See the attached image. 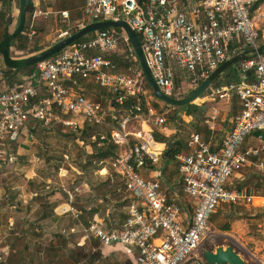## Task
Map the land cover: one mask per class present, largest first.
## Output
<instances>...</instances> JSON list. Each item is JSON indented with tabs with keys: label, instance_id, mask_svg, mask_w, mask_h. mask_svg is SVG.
<instances>
[{
	"label": "built area",
	"instance_id": "1",
	"mask_svg": "<svg viewBox=\"0 0 264 264\" xmlns=\"http://www.w3.org/2000/svg\"><path fill=\"white\" fill-rule=\"evenodd\" d=\"M252 3L198 0L183 9L180 0H84L76 20L77 30L90 22L124 20L139 38L156 85L173 98L178 95L176 70L188 76L180 83L189 92L220 65L234 60L237 81L209 84L197 98V103L212 104L205 119L211 132L216 130L220 112L214 104L236 100L232 128L216 141L193 131L188 136V152L176 155L182 190L192 204L186 223L178 195L171 198L162 189L160 172L155 176L142 173L151 172L150 166L160 159L162 149L154 132L166 116L154 105L134 47L119 27L95 30L38 62L21 84L5 85L0 69V164L14 160L12 146L29 121L45 128L60 123L62 130L75 134L86 126H103L105 132L93 131L89 138L98 145L107 141L116 146L99 163H106L122 178L130 200L121 227L106 229L92 220L84 237L135 248L136 264H208L198 249L208 234L212 213L222 203H251L253 199L245 190L228 188V179L246 166L264 170L260 158L264 149V54L257 43V22L264 14L252 16ZM58 14L59 21L69 20L68 10ZM35 15L25 31L29 38L35 33ZM61 32L60 36L70 35L67 30ZM115 58L125 61L122 70ZM84 79L106 91V104L84 93L80 84ZM120 110H124L122 115L117 114ZM253 134L257 145H245ZM69 210L78 215L72 206Z\"/></svg>",
	"mask_w": 264,
	"mask_h": 264
},
{
	"label": "crops",
	"instance_id": "2",
	"mask_svg": "<svg viewBox=\"0 0 264 264\" xmlns=\"http://www.w3.org/2000/svg\"><path fill=\"white\" fill-rule=\"evenodd\" d=\"M58 1L32 0L33 11L30 15V21L34 12H36L33 26L39 15H42L43 21L52 19V21L56 22L59 19L58 12L60 10L70 11L69 15L71 16L82 14L84 0H71L67 4L63 3V7L55 9L57 8L56 6H59L56 5ZM197 1L180 0V6L183 9H187ZM257 1L259 0H253L251 15L259 18L261 5L264 4V0L256 6ZM17 2L19 5V0H10V4L5 6L0 0V15H4L8 19L9 32H13L16 27L15 25L12 29L10 28L13 10ZM70 2L72 3L70 4ZM263 21L264 19L261 20L259 18L257 22L259 32ZM47 26H49L48 21L43 23V27ZM263 44L264 42H261V45ZM30 55L32 53L9 56L10 61L14 62V60L18 61ZM115 60L117 62L116 58ZM11 68L12 70L8 71L3 78L7 86L23 83L31 70L29 67L19 70L14 69L15 67ZM0 69L2 71L7 70V63L3 55L0 56ZM176 72L178 73L179 71L176 70ZM234 72H236L235 75L238 74L236 70ZM221 74L213 76L210 85L224 84L230 81L235 82L238 79L236 75L234 79L223 82L224 79ZM89 81L93 82L91 79H84L80 82L81 86L84 87V93L87 92L85 83ZM197 101L194 104L198 107L204 106L208 112L212 104L208 102L197 103ZM233 104L236 107L231 114L229 110ZM214 105L220 111V120L227 121L228 124L226 123V126L222 128L219 138H216L215 133L219 129V123H217L216 130L213 132L208 129L207 136L201 133L204 138L212 137V140L216 141L232 128V116L238 110V104L236 100L231 103L222 100ZM158 109L164 112L161 110L162 108ZM189 116L191 117V115ZM22 133H24V130ZM156 133L164 138L169 137L173 138V140H181L184 145L177 154L188 152V138L183 140L180 136L171 134V130L163 126L155 130V138ZM164 138H156L158 147L162 149V154L166 149ZM35 142V139H28L23 135L19 136L17 141L18 148L15 152H12L14 160H6L0 164V251L3 264H136L135 248H125L121 244L104 245L93 236L84 237V229L92 220L100 221L106 229L119 228L124 223L126 218L125 206L129 202L130 197L125 190L122 178L104 163H98V166L94 168H82L68 163V167L59 166L55 170L52 165L45 164L42 155L34 152L31 145ZM78 142L84 146L87 154H92L93 148L91 144H85L82 140ZM257 143L255 134H253L246 138L244 144L257 145ZM95 144L97 146L103 145ZM162 154L157 164L150 166L151 172L143 171L142 173L144 176H155L156 172H160L159 179L162 189L171 198H175V194L178 195L179 198L177 200L182 203L183 207L181 216L186 223L192 214V204L184 195L178 171L170 178L171 172L158 165L163 159ZM63 156L66 160L69 158L68 154ZM108 157L110 156L98 159V161L100 162ZM249 167L251 166H246L240 171L233 173L228 179L227 187L233 189L236 188V185H242L243 182L247 181L251 176L245 169ZM236 189L251 193L246 187ZM251 194H253L251 203H222L213 213L221 209L225 214H228L231 206L243 205L247 211L245 213L247 216L245 221H257L258 223L259 210L264 207V196ZM71 206L78 213L76 217L69 210ZM258 226L261 228L260 222ZM233 235V241L229 244L239 254H241V251L236 249L235 244L243 248V245L252 239L256 243L255 249L252 252H249V250L244 251L251 257L261 261V250H258L261 249L259 241L252 236L244 239L241 236Z\"/></svg>",
	"mask_w": 264,
	"mask_h": 264
},
{
	"label": "rangeland",
	"instance_id": "3",
	"mask_svg": "<svg viewBox=\"0 0 264 264\" xmlns=\"http://www.w3.org/2000/svg\"><path fill=\"white\" fill-rule=\"evenodd\" d=\"M68 1L71 0H59V6H56L59 9L63 7V3L67 4ZM73 2V1H72ZM70 2V4L72 3ZM262 8L260 12L264 14V4L261 5ZM70 12V11H69ZM19 15V5L16 3L13 14H12V24L10 28L12 29L18 22ZM81 17V14H75L73 16H69V20L66 22H61L59 19L54 22L52 19H45L43 21L42 15H39L34 21L33 29L35 33L29 38L26 34L24 35L26 38L24 40L25 47L19 49L14 45L10 47L9 54L13 56L25 55L28 53H37L36 50H44L51 45L55 44L59 40L65 38L66 36H60L61 31L67 30L70 34L77 31L76 29V20ZM49 22V26L43 27V23ZM27 24H30V15L27 16ZM2 25L0 24V36L2 33ZM261 36L257 43L261 45V42H264V21L261 24ZM39 52V51H38ZM0 52V56H1ZM118 67L120 70L124 68L126 65L124 60L117 61ZM236 68L230 69V74L227 75V79L232 80L236 77L234 72ZM178 74H180L179 79L176 81V92L177 98L187 94L181 87L180 80H184L187 78L185 74L181 73L182 70H178ZM223 81V79H222ZM224 82V81H223ZM87 92L86 95L95 101H100L106 104V99L108 98V94L106 91L97 86L93 82L85 83ZM188 89H190L188 87ZM150 90V89H149ZM148 90V91H149ZM151 93V90L149 91ZM153 96V95H152ZM153 98V103L156 107L162 108L166 116V122L163 124V127L170 129L171 134L178 135L180 138L187 139L189 134L193 131H200L204 135H208V128L205 124V119L207 115V110L204 106L198 107L191 113H187L184 108H178V106H174L171 104H167L166 102L157 99L155 96ZM195 102V101H194ZM236 105L233 104L230 107L231 114L234 112ZM124 110H120L117 114L122 115ZM191 115V117L189 116ZM221 116L218 118L217 123H219V129L216 130V138H219L222 133V128L226 126L227 121H221ZM36 123V122H35ZM34 121H29L24 128V133L21 135L26 136L28 139H35V143L31 145L34 152L42 155L44 157V162L46 165L50 164L53 166L55 170L58 169L59 166L68 167V163H72L82 168H94L98 166L99 161L95 158H91L90 154H87L86 149L83 145H81L78 141H83L85 144L89 143L94 147L95 143L91 142L89 137L86 134H75L71 132H67L62 130V125L60 123H54L51 128L40 127L35 124ZM34 124L36 125L35 127ZM98 131L105 132V129L96 128ZM18 148L17 143L13 145V150L11 152H15ZM64 154H68L69 158L66 160L64 158ZM261 160L264 161V149L261 151ZM107 165L106 163H104ZM158 165L162 168H165L171 172L169 177L171 178L177 172V164L175 159H162ZM250 174V178L243 182L242 185H236V188L246 187L250 190L251 193L260 194L264 196V170L259 171L254 166L245 169ZM168 186V184H166ZM125 200V199H124ZM123 200V202H124ZM259 219L258 221L261 223V228L258 226L257 221L249 222L246 219V210L243 205H235L231 206V209L228 214H225L221 209L217 210L212 214L209 220V231L206 238L201 243L198 252L202 253L204 249L214 250L217 246H226L227 244L233 241L234 235L241 236L244 239H248V237L252 236L255 240L259 241V246L261 249V261L260 259H255L251 257L246 251L252 252L256 243L252 241H248L243 245V248L237 246L235 244L236 249L241 251V255L245 259L246 264H264V207H261L259 210ZM237 221V222H235ZM226 225H228L229 229H223Z\"/></svg>",
	"mask_w": 264,
	"mask_h": 264
},
{
	"label": "water",
	"instance_id": "4",
	"mask_svg": "<svg viewBox=\"0 0 264 264\" xmlns=\"http://www.w3.org/2000/svg\"><path fill=\"white\" fill-rule=\"evenodd\" d=\"M31 3H32V0H19L18 22H17V25L14 31L12 32L13 35H15L17 32L21 30L24 24L26 7L30 5ZM110 26L120 27L127 34L132 46L134 47V50L138 57L139 64L145 75V79L148 82L149 86L152 89L154 96L157 99H160L168 104L176 105V106H182V105H186L189 103H194L195 99L200 97V95L204 92V90L211 83V80L213 78L212 76L217 69L208 78L204 79L198 86H196L191 93H189L187 96L183 98H173V97H170L164 94L156 85L149 71V68L147 67V64L145 62V57L141 49L139 38L124 20H104V21L90 22L86 24L84 27H82L81 29L77 30L76 32L59 40L58 42L51 45L50 47L44 50H41L40 52L34 53L22 60H24L25 65H35L38 62L64 49L65 47L75 42L82 36L88 35L95 30L103 29V28L110 27ZM259 50L261 53L264 54V44L260 46ZM233 61L234 60L226 62V63H232ZM203 257L208 264H246L243 256L239 254L233 248L231 244H228L226 246H217L214 250L205 249L203 251Z\"/></svg>",
	"mask_w": 264,
	"mask_h": 264
},
{
	"label": "trees",
	"instance_id": "5",
	"mask_svg": "<svg viewBox=\"0 0 264 264\" xmlns=\"http://www.w3.org/2000/svg\"><path fill=\"white\" fill-rule=\"evenodd\" d=\"M1 1L3 2V4L5 6L10 4V0H1ZM262 1L263 0L257 1L256 6ZM32 11H33V6H32V3H31L30 5H28L26 7V14H25V19H24V24H23L21 30L19 32H17L15 35H13L12 32L8 31L9 21L6 18V16L0 15V24L2 25V27H1L2 28V33H1V36H0V52L3 55V57H4V59H5L6 63H7V70L3 71V75H7L8 71L12 70L11 67H15L14 69H17V70H19L21 68H26V67H29L32 70L33 67H34V65H25L24 60H22V59L18 60V61L14 60V62H11L10 61V56H9L10 55L9 54V49H10L11 46L16 45V47L19 48V49H22V48L25 47L24 40H25L26 37L24 36L25 35L24 32H25V30H26V28L28 26V24H27V16L31 15ZM119 29H120V27H119ZM88 36L89 35L82 36L81 38H79L76 41L83 40V39H85ZM38 51L40 52V50H36V52H38ZM233 68H234V66L231 63L223 64V65H221V66H219L217 68V70L214 72L213 76H217L219 73H222L221 77H223L224 82L225 81H229V79L226 80L227 79V75L230 74L229 71H230V69H233ZM178 79H179V75L177 73V77L175 78V82ZM144 84H145V86H146V88L148 90L149 89L151 90L150 95L154 96V94L152 92V89L149 86V84L146 81V79L144 80ZM193 90L187 92V94L181 96L180 98H183V97L187 96ZM195 101H197V99ZM125 106H127V103H125L122 106V108H124ZM178 108H184L187 113H191L194 110H196L198 108V106H196L194 103H189V104H186V105L178 106ZM96 128L104 129L103 126H96V127L86 126V128L82 131L81 134H86L89 137L91 135V133H93V131H98V129H96ZM156 138L157 139H163L164 137L162 135H159V134L156 133ZM164 139H165V143H166V149L164 150V152L162 154V158L163 159L167 158L169 160L170 159H175V155L183 148V145H184L183 142L181 140H173V138H169V137L168 138H164ZM14 144H16V143H14ZM92 148H93V152H92L90 157L91 158H95V159L98 160V159H102V158L107 157V156H111L114 153V150H115L116 146L111 144L110 142L106 141V142L103 143L102 146H97L95 144L94 147H92ZM11 150H13V146H12ZM223 229L228 230L229 229L228 225H226ZM203 251L201 253L202 255H203Z\"/></svg>",
	"mask_w": 264,
	"mask_h": 264
},
{
	"label": "bare ground",
	"instance_id": "6",
	"mask_svg": "<svg viewBox=\"0 0 264 264\" xmlns=\"http://www.w3.org/2000/svg\"><path fill=\"white\" fill-rule=\"evenodd\" d=\"M196 100V99H195ZM18 145V144H17Z\"/></svg>",
	"mask_w": 264,
	"mask_h": 264
}]
</instances>
